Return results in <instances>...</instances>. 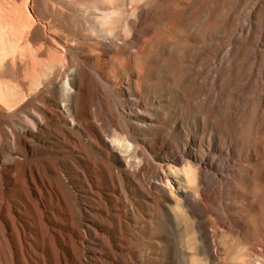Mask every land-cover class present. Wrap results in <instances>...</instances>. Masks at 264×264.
<instances>
[{
    "label": "bare ground",
    "instance_id": "1",
    "mask_svg": "<svg viewBox=\"0 0 264 264\" xmlns=\"http://www.w3.org/2000/svg\"><path fill=\"white\" fill-rule=\"evenodd\" d=\"M32 5V0H24L19 14L10 0H0V156L6 144L16 146L15 152L20 146L27 148L32 156L48 144L65 157L57 159L60 169L49 167L51 176L29 174V194L23 201L13 204L0 196V264H146L144 235L152 218L183 237L186 255L202 254L207 248L211 259L225 264H254L250 258L264 264L260 240L234 255L221 239L231 234L245 242L241 229L249 226L248 208L256 203L257 180L264 196V0H256L245 16L231 22L223 42L247 60V74L240 80L246 90L241 103L233 106L232 116L248 126L256 114L250 146L235 147L236 141L226 138L221 150L222 145L213 143L216 137L211 129L206 136L203 133L205 137L183 145L203 150L204 155L171 156L170 164L182 166L173 172L161 155L152 158L140 153L131 161L120 152V146L128 143V131L121 123V110L110 108L109 94L102 86L97 84L99 96L94 102L86 97L76 105L70 101L76 87L67 81L61 87L67 103L62 109L51 91L75 54L69 46L62 51L52 43L41 54L44 58L37 60L41 50L28 44V30L34 25ZM13 40L17 48L11 53L8 43ZM218 51L208 67L200 65L203 80L212 84L220 71L230 70L235 63L228 49L223 54ZM73 70L81 74V87L89 91L94 85L92 66L79 61ZM107 128L119 133L114 141L106 140ZM217 156H222V162ZM205 161L214 164L207 167ZM101 182L108 188L103 199L93 192ZM89 194L97 200L95 205L84 196ZM229 196L233 198L227 203ZM77 197L82 219L74 203ZM101 216L105 219L98 222ZM101 240H106L103 253L97 248ZM190 263L204 264L196 256L190 257Z\"/></svg>",
    "mask_w": 264,
    "mask_h": 264
},
{
    "label": "rangeland",
    "instance_id": "2",
    "mask_svg": "<svg viewBox=\"0 0 264 264\" xmlns=\"http://www.w3.org/2000/svg\"><path fill=\"white\" fill-rule=\"evenodd\" d=\"M23 1L10 0L19 14ZM32 1L34 25L28 30V44L41 50L37 60L44 58L41 54H46L52 43L62 51L69 46L75 54L65 76L51 95L65 111L67 103L64 102L61 87L67 81L76 87L70 96V101L76 105L86 97L94 102L99 96L97 84L102 86L109 94L110 108L117 106L122 112L124 122L121 123L128 131V143L120 146L119 150L127 159L139 158L140 153L152 158L161 155L162 160L172 167L171 172L180 170L181 165L170 164L171 156L184 154L191 158L204 155L203 150L197 151L193 146L184 149L183 145L205 137L211 129L216 137L213 143L218 148L217 143L222 145L221 150L226 138H233L235 147L250 146L256 114L248 126L246 123L240 125L232 116L233 106L241 103L246 90L240 80L247 74V60L240 50L233 51L223 42L231 22L238 15L245 16L256 0ZM135 40L137 44L131 43ZM8 47L11 53L16 50L14 40L8 43ZM227 49L233 55V67L220 71L218 80L213 84L203 80L205 75L200 72V65L208 67V61L217 51L223 54ZM61 54L64 55L63 52ZM64 61L61 64H65ZM79 61L92 66L90 74L94 85L89 91L81 87L82 76L73 70ZM118 134L107 128L104 136L107 141H114ZM171 144L174 145L172 149ZM160 145H163L161 150L158 149ZM48 147L47 144L44 151L32 156L27 148L20 146L19 152H15L16 146L5 145L0 156V196L7 197L13 204L23 201L29 194L30 173L46 178L51 176L47 174L49 167L61 168V161L57 159L65 155ZM221 157L217 156L219 162H222ZM211 164L213 166L214 163L204 162L207 167ZM85 174L89 176L88 170ZM151 182L159 184L155 180ZM107 190L106 184L101 182L93 192L103 199ZM256 193V203L248 208L251 211L249 226L241 229L245 242L238 241L235 235L222 233L226 237L221 239L233 254L244 251L257 240L264 243V196L259 180ZM84 196L94 201L92 205L97 202L90 194ZM229 198L227 203L233 196ZM74 203L82 219L78 197ZM103 219L105 217L101 216L98 222ZM146 232L144 237H147L149 258L146 264H191L190 257L195 256L204 264H225L223 260L211 259L207 248L202 254L190 251L186 255L183 237L171 232L163 222L152 218ZM191 234L190 231L188 238ZM105 241L101 240L97 246L102 253ZM156 242L161 244L157 247L154 245ZM100 256L103 259V255ZM250 260L257 264L255 258Z\"/></svg>",
    "mask_w": 264,
    "mask_h": 264
}]
</instances>
